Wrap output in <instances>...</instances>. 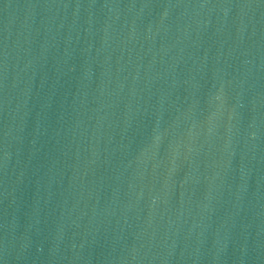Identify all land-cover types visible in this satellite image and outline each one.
Listing matches in <instances>:
<instances>
[{"label":"water","instance_id":"water-1","mask_svg":"<svg viewBox=\"0 0 264 264\" xmlns=\"http://www.w3.org/2000/svg\"><path fill=\"white\" fill-rule=\"evenodd\" d=\"M0 264H264V0H0Z\"/></svg>","mask_w":264,"mask_h":264}]
</instances>
